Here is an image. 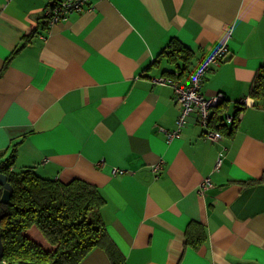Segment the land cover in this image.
Returning a JSON list of instances; mask_svg holds the SVG:
<instances>
[{"label":"crops","instance_id":"1","mask_svg":"<svg viewBox=\"0 0 264 264\" xmlns=\"http://www.w3.org/2000/svg\"><path fill=\"white\" fill-rule=\"evenodd\" d=\"M55 1L0 0V152L99 189L105 236L79 264H264V0H89L48 24ZM222 44L200 90L225 100L167 140L174 83Z\"/></svg>","mask_w":264,"mask_h":264},{"label":"trees","instance_id":"2","mask_svg":"<svg viewBox=\"0 0 264 264\" xmlns=\"http://www.w3.org/2000/svg\"><path fill=\"white\" fill-rule=\"evenodd\" d=\"M170 44L174 48L178 45L174 41ZM250 93L262 96L264 108V65L255 72ZM230 125L233 128L234 123ZM15 145L8 153L0 152V174L12 185L9 200H0L1 261L79 264L105 236L99 211L105 201L103 196L96 186L80 179L63 182L40 177L33 166L13 168ZM2 192L0 184V197ZM31 228L42 239L34 237Z\"/></svg>","mask_w":264,"mask_h":264},{"label":"built area","instance_id":"3","mask_svg":"<svg viewBox=\"0 0 264 264\" xmlns=\"http://www.w3.org/2000/svg\"><path fill=\"white\" fill-rule=\"evenodd\" d=\"M89 0H61L55 1V4L45 9V16L48 24H53L59 20L66 19L69 14L73 12H82L90 8ZM227 47L225 44L214 47L206 55H204L198 63L194 66L189 74V81L187 85L174 83L175 99L180 106V112L176 119V127L173 130H166L167 140L180 137L181 128L186 123L190 116H193L197 123L207 126L209 125V116L215 105L220 100L221 94L205 95L201 92L200 87L202 78L209 70L211 65L217 64L218 60L226 53ZM161 81L167 82V79ZM204 135L210 140L216 141L221 138V134L212 129H204ZM220 158L216 166L219 165ZM153 173L160 170V164L151 166ZM115 171H120L118 168ZM212 186L209 177H206L201 182V190Z\"/></svg>","mask_w":264,"mask_h":264},{"label":"water","instance_id":"4","mask_svg":"<svg viewBox=\"0 0 264 264\" xmlns=\"http://www.w3.org/2000/svg\"><path fill=\"white\" fill-rule=\"evenodd\" d=\"M0 184L3 186V192L0 197V200L2 202H7L11 194L12 185L6 181V177L4 174H0ZM2 257H3V244H2L1 236H0V261Z\"/></svg>","mask_w":264,"mask_h":264},{"label":"bare ground","instance_id":"5","mask_svg":"<svg viewBox=\"0 0 264 264\" xmlns=\"http://www.w3.org/2000/svg\"><path fill=\"white\" fill-rule=\"evenodd\" d=\"M226 47H227V45H225ZM229 51V49H228V47H227V51H226V53L218 60V62H217V64H214V65H211L210 66V68L209 69H211V68H213L214 66H217V65H219V63H220V61L223 59V57L227 54V52ZM205 76V75H204ZM203 76V77H204ZM202 81H203V78H202ZM216 94H221L222 96L220 97V100L218 101V103L215 105V107L214 108H217L218 107V105L220 104V103H222L224 100H225V94L221 91V92H217ZM245 100V101H244ZM244 100H243V102L245 103L246 102V99L244 98ZM213 108V109H214ZM240 110V109H239ZM213 111V110H212ZM212 111H211V113H210V116L212 115ZM239 112V111H238ZM234 117H235V115H227L226 117H225V119H226V122L227 123H229V124H231V123H234V121H235V119H234ZM222 137V136H221Z\"/></svg>","mask_w":264,"mask_h":264},{"label":"rangeland","instance_id":"6","mask_svg":"<svg viewBox=\"0 0 264 264\" xmlns=\"http://www.w3.org/2000/svg\"><path fill=\"white\" fill-rule=\"evenodd\" d=\"M29 231L34 237H36L38 239H42L39 232L35 228H31Z\"/></svg>","mask_w":264,"mask_h":264}]
</instances>
